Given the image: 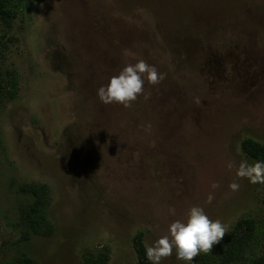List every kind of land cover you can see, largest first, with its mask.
Instances as JSON below:
<instances>
[{"label":"rangeland","instance_id":"1","mask_svg":"<svg viewBox=\"0 0 264 264\" xmlns=\"http://www.w3.org/2000/svg\"><path fill=\"white\" fill-rule=\"evenodd\" d=\"M138 59L164 78L101 103ZM250 138L264 143V0H0V264H140L135 237L193 205L226 225L193 264H264V183L236 175ZM243 218L253 236L226 260Z\"/></svg>","mask_w":264,"mask_h":264},{"label":"clouds","instance_id":"2","mask_svg":"<svg viewBox=\"0 0 264 264\" xmlns=\"http://www.w3.org/2000/svg\"><path fill=\"white\" fill-rule=\"evenodd\" d=\"M128 54L129 51L125 50V55ZM163 78L164 74L158 73L154 65L138 59L136 63L126 64L117 74L111 76L106 85L98 87L96 95L103 104L119 103L127 107L144 92L146 82L155 85ZM228 167H232L231 163ZM236 175L247 178L252 184L264 183V162L256 161L249 164L247 161H242ZM216 186L212 185L213 188ZM229 187L236 190L238 185L231 183ZM211 201L210 194L208 203ZM225 233L226 225L219 219L210 218L203 207L193 205L188 209L186 220L172 221L168 225L167 235L159 237L151 245H145V257L150 264H161V260L171 256L175 250L177 260L184 261L185 264H193L197 255L210 252L213 245L219 243Z\"/></svg>","mask_w":264,"mask_h":264},{"label":"trees","instance_id":"3","mask_svg":"<svg viewBox=\"0 0 264 264\" xmlns=\"http://www.w3.org/2000/svg\"><path fill=\"white\" fill-rule=\"evenodd\" d=\"M1 85L4 89H6L7 85L3 84L2 82ZM243 148L251 157L257 161L264 162V143L250 138L244 142ZM30 191L35 196H38V191L36 188H32ZM38 204L39 201L34 204L33 211L37 210ZM253 230L254 222L251 218H243L235 225L230 233L228 243L224 250L226 260H232L234 258L241 257L244 245L253 236ZM135 244L140 258V264H150V262L145 257V244L143 242L142 233H139L135 237ZM258 260L264 263V256H261ZM16 264L36 263L29 256H23Z\"/></svg>","mask_w":264,"mask_h":264}]
</instances>
